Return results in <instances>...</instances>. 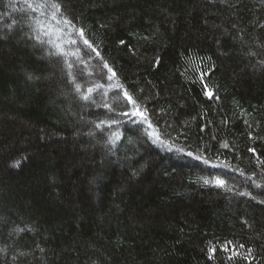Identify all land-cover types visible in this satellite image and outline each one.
Returning a JSON list of instances; mask_svg holds the SVG:
<instances>
[{
  "label": "trees",
  "instance_id": "1",
  "mask_svg": "<svg viewBox=\"0 0 264 264\" xmlns=\"http://www.w3.org/2000/svg\"><path fill=\"white\" fill-rule=\"evenodd\" d=\"M56 2L0 0V264H264V0Z\"/></svg>",
  "mask_w": 264,
  "mask_h": 264
},
{
  "label": "snow or ice",
  "instance_id": "2",
  "mask_svg": "<svg viewBox=\"0 0 264 264\" xmlns=\"http://www.w3.org/2000/svg\"><path fill=\"white\" fill-rule=\"evenodd\" d=\"M25 2L27 3V7L29 9H31L33 12H35L37 10V8H39L41 10V15H45L47 16L48 13H51V20L56 22V25H60L63 24L65 27H71L73 29H75V25L72 23L71 20L67 19L66 17H61V19H57V14L60 13L61 11V5L60 3L56 2V0H42L41 3L38 4H34L33 3H28V0H25ZM47 10V11H46ZM61 29L57 28V31H60ZM78 32V35L81 39V41L83 42V44L86 46L87 49H90L91 52H94L96 54L97 57L100 56V53L97 51V49L92 45V43L89 42L88 39L85 38V33L83 29H78L76 30ZM51 32V29L48 30V32H45V35H48ZM37 39H39L37 37ZM55 43V42H53ZM72 44H75L76 41L73 40L71 41ZM120 43L123 45L125 42L123 40L120 41ZM55 47L57 49H60V51L58 53H53V54H58L61 56H65L68 55V53L64 52L63 49L61 48V46L58 43H55ZM79 51V50H78ZM72 55H77V53H72ZM159 63V61H157V64ZM72 65L69 64V67H71ZM103 68L107 69V72L110 73V75H108V79L112 80L113 78H115L116 76V72L108 65L107 62L103 63ZM100 87V86H97ZM79 89V85H77V90ZM93 91V89H88V92L91 93ZM209 98H212V93L208 92L206 93ZM124 98L127 100L128 103L132 104L133 106V110L131 111L130 115L132 117H141L142 118V122L143 121H148V117L145 115V113L143 111L140 110L137 102L135 99H133V97L127 92V90H124L123 92ZM84 100H88L90 98L89 95H84L82 97ZM104 107H109L108 105H104ZM122 115L124 116H129V112H123ZM103 123V121L101 122ZM113 124L118 123V121H112ZM111 125H109L110 127ZM97 127L99 128L100 125H97ZM148 127L152 128V124L149 122L148 123ZM151 136H154L156 140H159V136L155 133L152 132L150 133ZM117 139H119V137H116ZM161 143H163V141H161ZM169 148L171 147L170 145L168 146ZM226 147V145H225ZM177 151H183L182 149H177ZM188 157L193 158L194 160L203 163L204 165L208 166L209 165V161L207 159L202 158L201 156H193V153L188 152L187 153ZM212 167H218V165H211ZM204 184H210V183H215V185L217 186H225L226 182L225 180L221 179L219 176L215 177L214 180H209L207 178L204 179Z\"/></svg>",
  "mask_w": 264,
  "mask_h": 264
}]
</instances>
